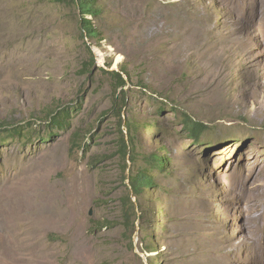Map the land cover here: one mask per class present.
I'll use <instances>...</instances> for the list:
<instances>
[{"label": "rangeland", "instance_id": "obj_1", "mask_svg": "<svg viewBox=\"0 0 264 264\" xmlns=\"http://www.w3.org/2000/svg\"><path fill=\"white\" fill-rule=\"evenodd\" d=\"M100 3L91 41L70 7L0 0V264H264V0ZM86 45L130 73L120 126L113 79L79 73ZM58 106L65 130L46 125ZM184 115L205 126L198 141ZM128 118L139 150L169 161L141 201L149 232L122 219Z\"/></svg>", "mask_w": 264, "mask_h": 264}, {"label": "trees", "instance_id": "obj_2", "mask_svg": "<svg viewBox=\"0 0 264 264\" xmlns=\"http://www.w3.org/2000/svg\"><path fill=\"white\" fill-rule=\"evenodd\" d=\"M47 4L61 5L63 7H70L71 10L76 11L78 20L77 24L79 26V32L81 37H85L89 40L102 41L101 32L96 28L94 20L98 18L104 11V6L100 3V0H43ZM86 53L88 55L87 60L81 63V68L79 73L81 75H88L92 77L95 70L103 74L110 76L113 79V93L115 97L114 103L110 111H114L118 118L119 126L122 123L121 114L127 105L126 91L132 86L131 76L127 70V67L119 66L118 71H107L101 67L96 66V56L92 51L91 46L86 45ZM112 64H107L108 68ZM137 86L140 87V91L146 92L149 90V86L144 82H137ZM116 94L118 95L116 97ZM149 105L153 101V97L150 98ZM164 107L167 105L162 103ZM69 110H65L62 106L56 107L51 111L46 120V125H50L51 128L65 130L67 129L69 123ZM108 112H106L107 114ZM173 113H177L174 108ZM184 126L188 129V133L193 136L194 141L199 140L200 134L204 131L205 126L202 123L194 122L190 117L184 115L183 117ZM126 127L127 134L124 135L123 132L118 138L115 155L118 156L121 166L120 171L123 175L124 180H128V194L121 198L122 219L125 226L128 225L130 221V228L135 229V222L139 221V226L143 232H149L146 229V224L149 221V215L155 213L153 200L149 194L147 200L142 203L141 201L145 198L147 191H153L156 188V177L155 172H164L168 164L167 156L162 154V147L157 150L146 153L141 152L138 148V143L136 139L137 127L140 123L130 120L129 118L125 120L124 123ZM146 126V125H145ZM67 127V128H66ZM147 129H152L151 126H147ZM16 128V127H15ZM12 136H18L22 132V128H11L7 129ZM50 133V132H48ZM53 134V133H50ZM50 137L51 135H46ZM79 134L73 133V146L85 151L86 144L78 143ZM130 162V167L128 165ZM129 173V174H127ZM130 192V193H129ZM135 198V201H132ZM145 225V226H144ZM148 237V236H147ZM142 251L147 253H157L158 247L155 245H144Z\"/></svg>", "mask_w": 264, "mask_h": 264}, {"label": "bare ground", "instance_id": "obj_3", "mask_svg": "<svg viewBox=\"0 0 264 264\" xmlns=\"http://www.w3.org/2000/svg\"><path fill=\"white\" fill-rule=\"evenodd\" d=\"M260 61H262V60H260ZM261 66H264V63H261ZM249 70V69H248ZM254 70V69H253ZM250 76V75H249ZM262 76V75H261ZM258 85V84H257ZM260 85V88L262 89V91H260V92H264V84H259ZM259 88V87H258ZM256 94V93H255ZM255 98V97H254ZM257 98V97H256ZM260 100H262V101H258L257 102V104L260 106V107H262V108H264V98L263 99H260ZM263 110V109H262Z\"/></svg>", "mask_w": 264, "mask_h": 264}, {"label": "water", "instance_id": "obj_4", "mask_svg": "<svg viewBox=\"0 0 264 264\" xmlns=\"http://www.w3.org/2000/svg\"><path fill=\"white\" fill-rule=\"evenodd\" d=\"M94 53V52H93ZM101 67V66H100ZM108 71H118V68L116 65H114L112 68H110Z\"/></svg>", "mask_w": 264, "mask_h": 264}]
</instances>
